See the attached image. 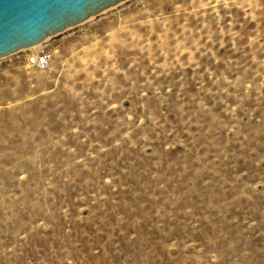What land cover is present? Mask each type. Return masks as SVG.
<instances>
[{"label": "rangeland", "instance_id": "rangeland-1", "mask_svg": "<svg viewBox=\"0 0 264 264\" xmlns=\"http://www.w3.org/2000/svg\"><path fill=\"white\" fill-rule=\"evenodd\" d=\"M0 264H264V0H126L0 58Z\"/></svg>", "mask_w": 264, "mask_h": 264}, {"label": "water", "instance_id": "water-1", "mask_svg": "<svg viewBox=\"0 0 264 264\" xmlns=\"http://www.w3.org/2000/svg\"><path fill=\"white\" fill-rule=\"evenodd\" d=\"M126 0H0V58L35 47Z\"/></svg>", "mask_w": 264, "mask_h": 264}, {"label": "built area", "instance_id": "built-area-1", "mask_svg": "<svg viewBox=\"0 0 264 264\" xmlns=\"http://www.w3.org/2000/svg\"><path fill=\"white\" fill-rule=\"evenodd\" d=\"M33 58H34V62L38 67L44 68L48 65V62L51 58V53L48 52L45 48H42L34 55Z\"/></svg>", "mask_w": 264, "mask_h": 264}]
</instances>
